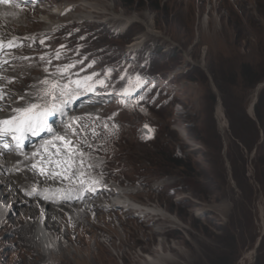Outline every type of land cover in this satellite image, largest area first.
<instances>
[{
	"label": "rangeland",
	"instance_id": "1",
	"mask_svg": "<svg viewBox=\"0 0 264 264\" xmlns=\"http://www.w3.org/2000/svg\"><path fill=\"white\" fill-rule=\"evenodd\" d=\"M69 1L83 0H55L63 4ZM103 1L111 2L116 13L140 20L124 27L125 21L114 24L105 21L103 15L74 22L59 17L57 21L64 24L57 31L40 36L42 39L17 43L26 50H17L14 64L27 57L28 66L37 65V74L18 71L17 79L11 80L18 83L30 76L37 82L30 81L29 85L39 88L40 80L50 72L46 55L53 56L51 62L58 63L59 69L75 65L66 73L67 81L93 76L89 83L95 90H80L79 98H73L65 109L67 115L57 112L49 122L60 134L75 117L88 122L90 132L102 123L104 128L115 126L112 136L100 138L109 140L113 160V168L103 174L117 177L124 160H130L134 168L124 172L129 182L117 179L109 185L133 189L143 195L140 201L145 203L149 194L154 200L162 196L164 207H169L179 223V230L167 236L168 245L175 246L172 253L176 260L171 264H264V124L256 105L252 113L249 111L255 88L262 84L257 106L264 121V0ZM37 2L43 5V0ZM16 3V8L28 9L22 11L30 22H39L33 0ZM21 18L24 16H16L13 24L0 23L6 30V41L41 31L40 26L16 28ZM143 21H151L158 33L148 34ZM139 38L144 42L132 47ZM0 41L4 42L3 38ZM5 52L7 48L0 51L2 59ZM5 66L0 65V73ZM100 80L104 85L98 83ZM17 83H12L13 97L27 91ZM39 137H43L42 142L49 136L30 135L24 143L27 152L38 144ZM35 152L30 151L29 156ZM89 152H97L96 147ZM102 162L108 165L105 159ZM88 165L85 169L89 174L102 170ZM146 179L151 180V186L146 185ZM88 193L108 206L104 195ZM42 217L36 216L30 228L37 240L34 231ZM3 229L0 227V264H33L13 230ZM103 229L113 234L111 240L119 242L117 232L121 231L102 223L95 230L99 238L90 249L93 259L84 253L89 248L87 241L84 250L70 246V259L84 264H145L158 249L163 251L165 237H154L149 229L139 242L130 243L134 238L128 236L122 243L123 257L105 242L109 233ZM39 247L35 242L37 257L41 256ZM73 252L79 256L72 257Z\"/></svg>",
	"mask_w": 264,
	"mask_h": 264
},
{
	"label": "bare ground",
	"instance_id": "2",
	"mask_svg": "<svg viewBox=\"0 0 264 264\" xmlns=\"http://www.w3.org/2000/svg\"><path fill=\"white\" fill-rule=\"evenodd\" d=\"M49 1L43 0V5H39L37 0H33V5L38 6V23L29 21L31 18H28L26 13L22 11V9H26L25 7L16 8L12 4H0V23L10 22V24H13L15 17L22 15L24 18H21L17 25H15L16 28L20 27L22 29L31 30L36 26L41 27V31L38 33H31L29 36L25 35L22 36V38L14 39L16 44H20L21 42L26 43L28 40L32 41L38 38L42 39L43 37L40 36L46 35L52 31H57L64 24L62 21H57L59 17H64L63 20H66V22H74L77 20L88 21L94 19L93 17L96 15H103L106 16L104 19L105 21H111L114 22V24L119 20L125 21V23H123L124 27H127L130 21L140 20L138 16L127 17L124 14L116 13L114 5L109 1L83 0L78 3L69 1L66 4L55 2V0L48 3ZM16 2H18V0H14V3ZM53 2L54 4H52ZM144 24L148 34L153 35L158 33L151 21H145ZM5 31L4 26H0V37L3 38L6 44L7 34H5ZM143 42V38L135 39L131 46L135 47ZM7 50L8 52H5L4 59H7L9 64H6L0 73V75L7 79H0V87H4L7 93L12 94L11 89L13 85L9 83L8 80L12 78L17 79L18 71L20 72L19 74L29 72L36 75L35 66L37 65L28 66V60L20 58L17 64H14L15 59H17L15 58L17 50L21 52L25 51V48L16 46L7 48ZM18 56L20 57V54ZM45 57L50 58V61L53 59V56L50 55H46ZM0 59H2V57H0ZM19 65L22 67H18ZM57 65L58 63L55 62L49 64V73L53 74L49 79H60L61 83L67 82L68 75L65 74L61 78L59 76L60 69ZM27 77L29 78L25 80L19 79L18 83L17 80L14 82L17 83L18 86L19 84L21 85L19 88L24 89L23 92L25 90L27 91L15 97L9 95L6 97L5 101L0 102V106L6 105L4 110L0 113V119L8 118L12 114L11 110L13 108L23 106L25 101L17 100L20 96H25L26 100L29 99L28 94L33 92L32 86L29 85L30 81L37 82V79H33L30 76ZM41 87H43V85L39 86V88ZM262 88V84H259L255 88L249 106V111L251 113L253 112V108L256 105ZM221 109V107L218 108L219 118L222 114ZM104 124L105 123L99 124L93 132H90L88 129V122H78L74 124L78 132L80 125L87 126V136L84 139L87 140L88 144H91V147L89 148L86 145H82L85 152V163L82 166L76 165V168L82 167L86 175L78 179L74 177L71 181L60 178L52 179L44 175H42L43 177L39 176L38 170L31 167L39 157L29 156L30 151L41 152V154L45 155V158H47L41 148L44 141L41 142L40 140H42L43 137H39V141L37 140L38 144L36 146L34 145L32 147L33 149L28 150V152L24 146L19 150L0 153V227H3V230H13L12 233L15 236V240L23 243L25 247L22 248H25V250L29 252L28 254L31 255L33 264H84L79 260L70 259L69 248L71 245H78L81 250H84V243L86 241L89 243V248L88 251L84 253L87 257L93 259L90 249L94 248L93 244L96 242L97 238H99V234H96L95 230L102 223L106 224L107 228H109V226L112 228L116 227L121 231V234L116 231L120 240L119 242H115L110 238L113 234L111 235L108 229H103L105 232L109 233V236H106L105 242L113 246L121 256H126L122 251V243L128 240V236L134 238L130 243H136L140 241V236L142 234L147 237V232L151 229L150 233L152 236L165 237L164 240H162L164 248L163 251L158 249V251L153 254V257L147 258L145 264H171L175 262L176 258L172 253L175 250V246L168 245L169 240L167 236L170 235L173 230H179V223L176 217H174V214L169 211V207H164L162 196H158L157 200H154V195L149 194L145 203L140 201L143 195L135 193L133 189L120 190L109 185V181L117 179H121V181H123L122 183L129 182L124 172L128 173L134 168L130 160H124V166L121 168L120 174H117V177L103 174V172L106 171L110 172L111 168H113V160L110 157L111 153L109 152L107 144L109 140L103 141L100 138L103 136H112L116 131L115 126L108 124L107 128H104ZM49 138L50 137H47L46 139ZM79 138L80 137H77L76 139ZM94 147H96L97 152H89ZM108 152L109 155H107ZM25 156L29 157L26 158ZM135 158L140 159L141 157L135 155ZM103 159L106 160L108 165L103 164ZM87 164L93 165L94 170H97L99 167H102V170H100L98 174L97 172H91L89 174V171L85 169V165ZM41 166L48 168L46 171L53 170L51 165L45 166L42 164ZM140 167L143 169L145 166ZM19 168L22 169L15 171ZM81 181H83V183H81ZM31 182H33V188H30ZM103 183H108V185L105 186ZM145 183L147 186H151L150 179H146ZM87 190L91 192L88 194H93L97 191L100 195H110V197H105L109 200V202H107L108 206H103V202L101 203L100 199H95V197H93L94 195L92 197L87 195ZM69 200H71V203L67 202ZM115 207L120 208V210H110ZM39 214L43 217L39 219L35 227L34 233L39 238V240H37L35 236L31 235L30 228L34 222V218ZM43 218L46 219L44 223ZM42 223L46 231L38 226ZM69 224L71 225L70 227L68 226ZM72 233L76 236L71 237L70 234ZM91 233L92 235H90ZM60 234H63L64 238H62ZM86 234H89L87 235V240L85 239ZM37 241L40 246L39 249L41 254V256L38 257L36 254L37 252L33 250V246H35V242ZM1 243L2 240L0 239V245ZM42 247L48 250L45 251ZM75 256L78 257L79 254L76 252L72 255L74 258ZM140 256L141 254L139 253L137 257ZM94 262L96 264H101L97 261Z\"/></svg>",
	"mask_w": 264,
	"mask_h": 264
},
{
	"label": "snow or ice",
	"instance_id": "3",
	"mask_svg": "<svg viewBox=\"0 0 264 264\" xmlns=\"http://www.w3.org/2000/svg\"><path fill=\"white\" fill-rule=\"evenodd\" d=\"M0 4H12L19 7V3H14V0H0ZM43 42L41 40V43ZM16 46L19 45L14 40H9L6 44L0 41V51ZM59 56L60 53L57 52L56 58L59 59ZM25 59L28 58L25 57ZM40 59L44 60L45 58L41 56ZM7 63H9L7 59H0V65ZM47 63L50 64L51 61L49 60ZM72 67H75V65H67L60 69L59 76L62 78ZM44 71L47 73V68ZM52 75V73H48L45 78L40 80L43 87L35 88V85L32 86L35 91L28 94L29 99L26 100L25 96L19 97L20 100L25 101L23 106L13 108L11 110L12 114L8 118L0 119V153L22 149L30 135L39 136L45 133L50 138L44 141L41 148L47 158L41 152L33 153L32 155L39 157V160L33 163L31 167L38 170L40 175L52 179L60 178L71 181L74 177L78 179L85 174L82 167L76 168V165L82 166L85 163V152L82 145L91 147V144H88L87 140L83 138L87 135L84 131L87 126L80 125L78 132L73 124L78 123L81 118L75 117L72 118L71 123H66L64 134H60L49 122V117L55 116L57 112L67 115L65 109L73 98H79L80 90L84 92L94 91L92 83H89L93 81V76H87L83 80L76 79L61 83L60 79H49ZM0 79L7 78L0 75ZM8 82L13 83L15 81L8 80ZM98 83L104 85L105 82L100 80ZM9 95L11 94L7 93L4 87H0V102L5 101ZM5 106H0V111H3ZM77 137L80 138L76 139ZM9 140L15 143L10 144ZM42 164L45 166L51 165L53 170L46 171L45 167L41 166ZM88 166L91 167V165Z\"/></svg>",
	"mask_w": 264,
	"mask_h": 264
},
{
	"label": "trees",
	"instance_id": "4",
	"mask_svg": "<svg viewBox=\"0 0 264 264\" xmlns=\"http://www.w3.org/2000/svg\"><path fill=\"white\" fill-rule=\"evenodd\" d=\"M262 101H263V97H261V99H260V102H262ZM257 105H258V102L256 103V106H255V108L257 109V116H258L259 120L261 121V123L264 124L263 117H262V115H260Z\"/></svg>",
	"mask_w": 264,
	"mask_h": 264
}]
</instances>
